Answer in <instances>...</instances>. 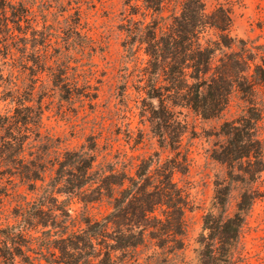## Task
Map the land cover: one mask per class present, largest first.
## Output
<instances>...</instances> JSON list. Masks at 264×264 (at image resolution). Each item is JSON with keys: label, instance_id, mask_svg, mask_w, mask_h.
I'll return each instance as SVG.
<instances>
[{"label": "trees", "instance_id": "obj_1", "mask_svg": "<svg viewBox=\"0 0 264 264\" xmlns=\"http://www.w3.org/2000/svg\"><path fill=\"white\" fill-rule=\"evenodd\" d=\"M125 6L130 9L131 26L124 29L127 39L122 46L134 62L137 92L146 96L141 97V116H148L159 146L175 156L165 161L159 155L136 156L126 162L127 155L120 161L117 154L116 161H109V149L103 163H98L95 153L101 137H91L87 148L66 151L46 162L54 142L41 136L42 105H27L34 86L24 94L19 89L7 91L5 96L16 105L12 112H0V204L6 197L20 195L10 193L8 186L28 185L35 190L40 182L43 194L15 209L13 217L0 218L4 264H118L119 250L134 256L148 243L165 255L164 264H172L170 260L185 250L187 230V198L173 180L176 171L188 169L181 147L189 125L181 117L186 110L204 120L217 119L229 109L234 93L246 106L222 124L224 142L213 150L212 158L225 167L226 177L216 182L213 210L204 220L208 241L203 256L204 264H244L241 231L261 198L264 45L252 47L232 37L233 12L222 4L212 13L204 0H126ZM138 15L141 20L134 19ZM36 24L31 7L0 0V45L17 38L14 30L24 36L20 42L27 41L30 32L33 48L45 46V55L34 61L44 71L52 35L38 32ZM208 29L218 32L217 41H203ZM39 34L42 41L36 38ZM141 50L145 63L139 58ZM47 70L53 72L52 67ZM67 72L60 64L52 76L54 87L60 86L63 98L70 99L71 88L64 83ZM46 164L53 172L48 182ZM235 190L239 191L237 210L231 215L228 206ZM74 201L85 208L106 201L112 210L95 219L72 210ZM133 262L139 264V258L134 256Z\"/></svg>", "mask_w": 264, "mask_h": 264}, {"label": "rangeland", "instance_id": "obj_2", "mask_svg": "<svg viewBox=\"0 0 264 264\" xmlns=\"http://www.w3.org/2000/svg\"><path fill=\"white\" fill-rule=\"evenodd\" d=\"M10 1L31 7L38 32L52 36L44 71H40L34 61H37L39 54L45 55V46L36 45L33 48L35 41L31 42L30 32L28 40L20 42L24 36L14 30L17 38H9L1 43L0 75L3 80L0 81V112H12L16 105L13 98L5 96L7 91L19 89L24 94L34 86V94L29 98L32 102L27 105H42L41 136L43 141L44 138H51L54 142V148L50 149L48 155H41H45L46 162L61 157L66 151L87 148V140L91 137H101L98 139L100 149L95 153L98 163H103L109 149L112 150V154L106 158L109 161H116L114 155L117 154L120 161L123 155H127L123 160L126 162L136 156L148 159L159 155L162 161L175 156L170 149L159 146L158 139L151 132L148 116H141V97L146 96L137 92L134 62L122 46L127 39L124 29L131 26L126 0ZM204 1L208 13L216 10L219 4L232 9V37L252 47L264 45V0ZM134 19L141 20V16ZM36 38L42 41L40 34ZM217 40L218 32L214 29H208L203 37L204 42ZM138 54L145 63L144 50ZM60 64L68 68L64 83L71 88L70 99L63 98L60 86L54 87L52 74L57 73ZM48 67L53 68L52 73L47 70ZM260 103L259 133L263 160L259 181L261 198L254 204L241 231L240 254L244 264H264V89L260 93ZM245 106L240 96L234 93L229 109L217 119L204 120L186 110L181 117L189 125L181 147L188 157V169L185 173L176 171L173 180L187 198L184 215L187 230L185 250L170 260L172 264L205 263L203 250L208 241V231L204 228V220L213 210L216 182L226 177L225 167L212 158L213 150L217 144L224 142L222 124L238 116ZM133 163L137 164L136 161ZM46 165L48 182L53 172L50 164ZM8 188L10 193L18 191L20 195L3 199L0 218L13 217L15 209L34 202L43 194L40 182L35 190L21 184ZM238 192L233 191L229 201L228 213L231 215L237 210ZM71 209L76 213L85 212L95 219H102L112 210L106 201L87 208L74 201ZM153 253H157L155 259L151 257ZM125 256L127 261L123 260ZM134 256L139 258V264H164L165 261V255L153 243L140 248ZM134 256L119 250L117 263L136 264L133 262ZM0 264H4L1 259Z\"/></svg>", "mask_w": 264, "mask_h": 264}]
</instances>
